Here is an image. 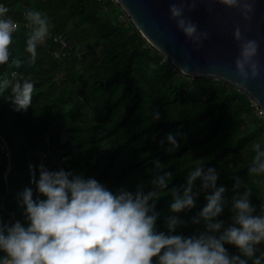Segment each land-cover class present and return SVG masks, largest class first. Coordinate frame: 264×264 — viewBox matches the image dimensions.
<instances>
[{
	"label": "trees",
	"instance_id": "trees-1",
	"mask_svg": "<svg viewBox=\"0 0 264 264\" xmlns=\"http://www.w3.org/2000/svg\"><path fill=\"white\" fill-rule=\"evenodd\" d=\"M0 1L8 5L7 16L20 23L13 34L9 64L0 65V83L16 72L21 82L30 78L35 85L26 112L15 111L7 100L10 87L0 94V218L4 222H26V206L18 194L30 187L33 199L37 198L31 181L33 171L39 179L41 164L50 171L63 168L93 177L113 193L122 187L135 191L141 182L145 192L151 191L153 176L171 172L168 187L158 189L159 199L154 201L160 214L157 231H167L174 193H183L198 162L205 171L215 168L217 185L226 188L228 204L218 218L225 226L231 223L237 177L251 188L255 214H260L264 174L257 176L249 169L254 144L264 149V115L242 89L216 78L182 73L130 17L122 18L125 10L119 3ZM26 10L45 14L50 31L66 36L70 48L65 56L53 53L59 43L47 37L31 63ZM156 111L160 120L154 119ZM168 133L179 142L172 153L166 140L159 143ZM194 191H200L199 180ZM205 195L200 191L194 209L175 214L188 222L177 234L191 237L204 231L203 219L199 223L192 219L206 206ZM225 246L238 254L235 246Z\"/></svg>",
	"mask_w": 264,
	"mask_h": 264
},
{
	"label": "clouds",
	"instance_id": "clouds-1",
	"mask_svg": "<svg viewBox=\"0 0 264 264\" xmlns=\"http://www.w3.org/2000/svg\"><path fill=\"white\" fill-rule=\"evenodd\" d=\"M206 0H181L180 5H170V18L185 37L202 48L210 33L200 31L186 12L195 11L198 3ZM219 3L229 9H236L244 21L251 24L255 15L257 0H207ZM9 9L0 4V65L9 64L14 43L13 34L19 25L7 16ZM211 12V9H209ZM25 19L31 32L26 51L31 54V63L37 59V46L44 43L50 33L47 16L40 11L26 10ZM233 37L240 48L235 69L239 88L248 90L249 80L261 78V64L258 60L259 43L247 39L238 25ZM175 64V61H172ZM20 67V61L15 62ZM179 67V66H177ZM182 73L187 70L179 67ZM211 75V74H210ZM11 80L0 83V94L9 87L11 95L7 100L17 112H26L32 105L35 85L30 78L17 79L11 73ZM15 81V83H13ZM160 120V113H154ZM167 141V151L172 153L179 142L168 133L159 143ZM255 156L249 172L257 176L264 174V149L254 144ZM30 168L34 166L30 165ZM155 167H161L157 161ZM171 172H158L150 180L151 191H144V183L135 191L127 187L116 193L93 177L82 173L65 171L63 168L48 170L39 166V179L35 171L31 183L36 185L39 195L33 199L32 188L19 193L26 206V222H4L0 218V264H264V206L260 214L252 204V190L240 178H235L234 195L231 198V223L218 219L224 212L226 188L218 186L219 173L215 168L205 171L198 162L190 171L183 193L175 191L170 204L173 215L166 218L164 231H157L159 213L154 201L159 199L158 189L168 187ZM200 181L207 201L206 206L192 219L193 223L204 221V231L185 237L177 234L187 221L175 215L196 207L200 191H194ZM243 188L241 193L239 189ZM40 197H44L43 199ZM225 245L238 249L231 254ZM259 253V255H257Z\"/></svg>",
	"mask_w": 264,
	"mask_h": 264
},
{
	"label": "water",
	"instance_id": "water-1",
	"mask_svg": "<svg viewBox=\"0 0 264 264\" xmlns=\"http://www.w3.org/2000/svg\"><path fill=\"white\" fill-rule=\"evenodd\" d=\"M117 1L142 35L171 61H175L176 66L185 68L187 75L212 77L233 85L238 82L234 61L240 53L233 31L239 25L247 39L259 43L258 60L261 64V78L249 80L247 91L240 89L264 114V0H257L251 24L244 21L236 9L219 3L206 0L198 3L192 12H188L186 7L185 14L199 26V30L210 33L209 39L198 50L170 18V5H180L181 0Z\"/></svg>",
	"mask_w": 264,
	"mask_h": 264
},
{
	"label": "built area",
	"instance_id": "built-area-1",
	"mask_svg": "<svg viewBox=\"0 0 264 264\" xmlns=\"http://www.w3.org/2000/svg\"><path fill=\"white\" fill-rule=\"evenodd\" d=\"M99 1H102V2H108V1L111 2L112 1L113 3H118L117 0H99ZM0 4H2L8 8V5L6 3L0 1ZM122 18L123 19H126V18L129 19V15L125 12L124 14H122ZM14 22H16L20 27L19 21L14 20ZM26 23H27L26 26L28 27L29 32H31L32 29H31V27H29L28 21ZM48 37L52 38L54 41L59 43V47L56 48L53 51V53L58 57L65 56L67 54L69 48H70V45H69V42H68L66 36L63 33H56V32L50 31Z\"/></svg>",
	"mask_w": 264,
	"mask_h": 264
},
{
	"label": "rangeland",
	"instance_id": "rangeland-1",
	"mask_svg": "<svg viewBox=\"0 0 264 264\" xmlns=\"http://www.w3.org/2000/svg\"><path fill=\"white\" fill-rule=\"evenodd\" d=\"M130 17V16H129ZM128 21H129V19L128 18H126ZM264 115V114H263Z\"/></svg>",
	"mask_w": 264,
	"mask_h": 264
}]
</instances>
